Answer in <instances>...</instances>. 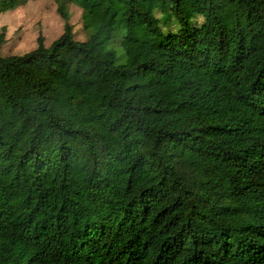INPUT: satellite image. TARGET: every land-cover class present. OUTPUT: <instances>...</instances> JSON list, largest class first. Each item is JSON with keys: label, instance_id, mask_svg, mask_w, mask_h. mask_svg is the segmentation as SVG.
<instances>
[{"label": "trees", "instance_id": "16d2710c", "mask_svg": "<svg viewBox=\"0 0 264 264\" xmlns=\"http://www.w3.org/2000/svg\"><path fill=\"white\" fill-rule=\"evenodd\" d=\"M67 1L0 54V264H264V0Z\"/></svg>", "mask_w": 264, "mask_h": 264}, {"label": "rangeland", "instance_id": "374dc122", "mask_svg": "<svg viewBox=\"0 0 264 264\" xmlns=\"http://www.w3.org/2000/svg\"><path fill=\"white\" fill-rule=\"evenodd\" d=\"M120 10L118 4L113 7ZM60 10L68 17V23L73 27L74 39L85 42L92 35L83 26L81 9L67 0H28L21 6L0 11V33L4 30V39L0 45V54L4 57L23 55L37 46V39L42 36L44 45L49 47L53 41L64 33L66 20ZM121 34L108 42V48L121 53ZM122 62V61H120Z\"/></svg>", "mask_w": 264, "mask_h": 264}]
</instances>
